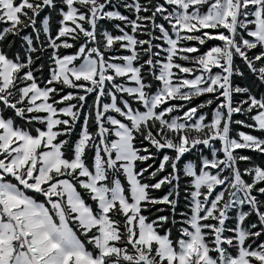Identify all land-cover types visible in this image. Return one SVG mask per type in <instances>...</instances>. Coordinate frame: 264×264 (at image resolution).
I'll list each match as a JSON object with an SVG mask.
<instances>
[{
    "label": "snow or ice",
    "instance_id": "obj_1",
    "mask_svg": "<svg viewBox=\"0 0 264 264\" xmlns=\"http://www.w3.org/2000/svg\"><path fill=\"white\" fill-rule=\"evenodd\" d=\"M0 264H264V0H0Z\"/></svg>",
    "mask_w": 264,
    "mask_h": 264
},
{
    "label": "trees",
    "instance_id": "obj_2",
    "mask_svg": "<svg viewBox=\"0 0 264 264\" xmlns=\"http://www.w3.org/2000/svg\"><path fill=\"white\" fill-rule=\"evenodd\" d=\"M237 118H241V117L237 116ZM248 154H250V153H248Z\"/></svg>",
    "mask_w": 264,
    "mask_h": 264
}]
</instances>
